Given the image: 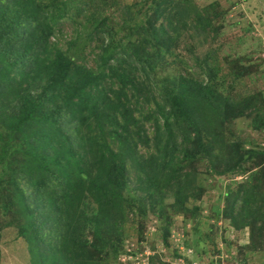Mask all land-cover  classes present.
I'll list each match as a JSON object with an SVG mask.
<instances>
[{
	"label": "trees",
	"instance_id": "16d2710c",
	"mask_svg": "<svg viewBox=\"0 0 264 264\" xmlns=\"http://www.w3.org/2000/svg\"><path fill=\"white\" fill-rule=\"evenodd\" d=\"M221 14L217 3L193 0H0V124L11 142L18 134L35 149L22 163L12 161L19 148L7 153L2 146L0 213L18 226L31 264H102L111 245L101 233L105 226L112 230L133 213L146 216V204L167 198L179 213L190 212L186 203L202 190L195 156L208 153L200 143L210 126L203 104L219 114L223 104L211 94L209 82L220 76L213 56L204 57L197 78L173 67L174 45L189 30L208 42ZM111 16L124 32L119 39ZM68 20L81 24L84 35L63 51L57 39ZM92 43L100 49L97 68L78 62L91 61L93 51L85 48ZM141 100L154 101L156 111L138 115ZM191 134L199 142L194 150ZM216 141L227 143L213 134L210 143ZM255 151L231 153L223 166L211 162L209 169L224 175L235 169L232 161L246 166L244 158ZM262 186L264 171L250 174L224 192L225 209L217 210L234 228L250 229L248 252L264 243ZM158 234L168 246L169 227Z\"/></svg>",
	"mask_w": 264,
	"mask_h": 264
},
{
	"label": "rangeland",
	"instance_id": "374dc122",
	"mask_svg": "<svg viewBox=\"0 0 264 264\" xmlns=\"http://www.w3.org/2000/svg\"><path fill=\"white\" fill-rule=\"evenodd\" d=\"M193 1L201 6L215 2L223 12L216 21L214 38L210 37L208 42L201 43L198 38L191 37L193 31L189 30L174 45L173 67H178L180 71L201 78L205 69L203 59L208 55L213 56L210 64L219 67L220 76L209 84L213 99L223 104V110L219 114L209 104H203L209 114L202 116L210 126L200 143L208 153L195 156L198 162L196 179L198 188L202 189L201 196L186 203L190 210L187 214L179 213L175 200L167 198L162 205L158 201L152 205L146 204V216L133 213L123 224L112 230L105 226L101 233L111 245H116L117 251L113 253L111 245L108 246L105 252L109 254L102 260V264H264V243L257 244V251L248 252L250 229L234 228L228 219L222 218L223 212L217 214L218 208L222 211L225 209L226 190H233L250 174L264 171V0ZM107 13L112 15V9L107 10ZM116 22L111 16L114 29L117 27ZM61 27L63 35L57 39V43L63 51H67L69 40L78 33L84 35V28L73 20L64 21ZM123 33L115 29L113 37L119 39L124 36ZM85 51H93V55L90 53L91 61L83 62L81 59L78 62L97 68L93 58L94 53L100 49L92 43ZM70 52L77 60L79 53L77 55L74 49ZM112 64L110 61L107 68ZM228 89L234 91V94H228ZM158 94L155 93L156 96ZM134 107H138V115L144 116L155 112L157 105L154 101L145 103L141 100ZM200 115L198 112L197 117ZM153 127L152 123L146 122L149 132H153ZM213 134L224 137L227 143H210ZM21 138L17 134V139L11 142L9 129L0 124V150L3 145L9 147L7 153L13 148L20 149V155L12 158L13 162L15 159L25 162L28 150H35L32 144H27ZM194 138L191 134L194 144L192 150L199 145ZM250 150H256L257 153L244 158L249 162L246 166L238 168V164L236 167L235 161H232L235 169L230 168L224 175H217L209 169L211 162L220 168L231 159V153H238L242 157ZM49 152L53 154L54 149L51 148ZM5 164L3 157H0V172ZM129 176L131 179L136 178V171L130 172ZM261 188L264 190V186ZM90 207L96 208V205L91 202ZM12 223L10 215L0 213V264H31L27 245L19 236L18 226ZM167 226L170 237L166 240L168 246L161 243L158 234L159 227ZM84 235L93 239L91 233Z\"/></svg>",
	"mask_w": 264,
	"mask_h": 264
}]
</instances>
